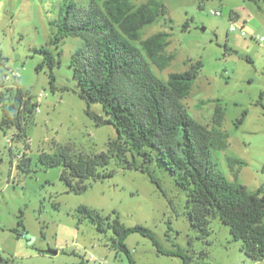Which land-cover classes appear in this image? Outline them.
Returning <instances> with one entry per match:
<instances>
[{
  "label": "rangeland",
  "instance_id": "1",
  "mask_svg": "<svg viewBox=\"0 0 264 264\" xmlns=\"http://www.w3.org/2000/svg\"><path fill=\"white\" fill-rule=\"evenodd\" d=\"M65 1L0 0V91L13 80H5V76L17 72L21 89L34 101L41 95L39 111L28 123L25 138L11 139L15 128L0 130V256L11 264H129L113 246L112 230H99L78 212L86 206L109 217L108 222L117 217L125 227L150 229L162 250L180 249L190 257V264H264L240 250L241 243L233 240L229 227L219 218L211 219L210 234L202 238L190 224L186 191L155 160L148 167L160 188L146 173L123 169L111 158L100 173L112 175L86 180L85 190L79 193L60 179L62 167L47 168L39 162L42 152L54 155L66 149L74 159L106 152L108 142L117 137L112 125H96L88 115L89 111L105 117L99 102L80 96L73 78L71 55L83 46V40L67 37L58 47L50 44L56 32L53 22ZM72 1L87 7L103 0ZM146 1L132 0L131 4L137 7ZM158 1L165 13L140 35L144 39L158 31L168 32L166 52L173 59L162 71L152 66L153 72L165 81L170 73L202 63L184 99L187 113L210 128L215 108L220 106L223 118L218 129L226 135V147L211 150L216 171L250 192L263 188L264 0ZM42 46L59 61L52 69L54 89L49 69L38 67L43 54L34 49ZM27 158L30 172L24 173L17 163ZM230 160H236L233 166ZM125 244L135 264H183L180 257L159 252L140 233H131Z\"/></svg>",
  "mask_w": 264,
  "mask_h": 264
},
{
  "label": "trees",
  "instance_id": "2",
  "mask_svg": "<svg viewBox=\"0 0 264 264\" xmlns=\"http://www.w3.org/2000/svg\"><path fill=\"white\" fill-rule=\"evenodd\" d=\"M131 1L103 0L100 5L92 2L83 7L67 0L60 6L50 44L58 47L67 37L83 40V46L71 55L73 78L80 96L99 102L105 117L89 111L88 115L96 125H112L117 137L108 142L106 152L75 159L66 149L54 155L42 152L39 162L47 168L62 167L60 179L79 193L85 190L86 180L112 175L100 173L111 158L123 169L146 173L160 188L148 167L155 160L173 176L175 185L186 191L190 224L202 238L210 234L211 219L219 218L249 259L264 261V188L250 192L241 184L228 182L216 171L211 150L226 147V135L218 129L223 118L221 107L215 108L209 128L191 118L184 104L202 63L197 61L182 72L170 73L165 81L157 77L152 66L162 71L173 59V54L166 52L169 33L158 31L142 39L140 31L164 14L165 7L158 0H147L137 7ZM34 50L43 54L38 67L49 69L50 87L54 89L52 69L59 61L43 46ZM36 106L33 96L21 89L19 77L14 78L9 87L0 91V130L15 128L11 139L25 138ZM137 157L142 163H138ZM30 162L29 158L19 160L17 169L29 173ZM235 162L230 160V166ZM78 212L99 230H112L113 246L127 257L129 264L135 263L125 241L134 232L150 238L159 252L178 256L183 264H190V257L182 250H162L146 227H125L117 217L108 222L109 217L103 218L86 206L79 207ZM0 264L11 263L0 256Z\"/></svg>",
  "mask_w": 264,
  "mask_h": 264
},
{
  "label": "built area",
  "instance_id": "3",
  "mask_svg": "<svg viewBox=\"0 0 264 264\" xmlns=\"http://www.w3.org/2000/svg\"><path fill=\"white\" fill-rule=\"evenodd\" d=\"M211 14L212 15H216V16H220L221 15L220 12H218V11H211ZM231 30L234 31L235 28L234 27H231ZM240 32H241L242 35L245 34V31L243 30V28H240ZM259 40L262 41L263 40V37H260ZM18 77H19V74L17 72H11V76L10 75H6L5 76V80H10V79L18 78ZM40 98H41V95L38 96V98L35 101L36 104H37V106H36V112L39 111ZM90 259L96 260V258L93 255L90 256ZM99 264H103V263H99Z\"/></svg>",
  "mask_w": 264,
  "mask_h": 264
},
{
  "label": "water",
  "instance_id": "4",
  "mask_svg": "<svg viewBox=\"0 0 264 264\" xmlns=\"http://www.w3.org/2000/svg\"><path fill=\"white\" fill-rule=\"evenodd\" d=\"M30 241H31L30 238H28V237L26 236V242H27V243H30ZM49 253H51V254H56V251H51V250H50Z\"/></svg>",
  "mask_w": 264,
  "mask_h": 264
}]
</instances>
